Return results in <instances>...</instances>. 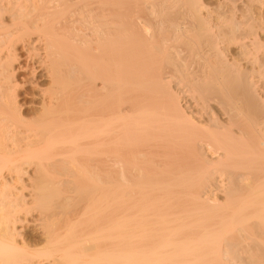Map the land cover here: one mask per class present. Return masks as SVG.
Returning <instances> with one entry per match:
<instances>
[{"label":"bare ground","instance_id":"bare-ground-1","mask_svg":"<svg viewBox=\"0 0 264 264\" xmlns=\"http://www.w3.org/2000/svg\"><path fill=\"white\" fill-rule=\"evenodd\" d=\"M249 2L0 0V181L21 184L3 179L0 264H264V0ZM18 47L30 84L50 83L35 124ZM64 164L94 179L62 180Z\"/></svg>","mask_w":264,"mask_h":264},{"label":"rangeland","instance_id":"rangeland-1","mask_svg":"<svg viewBox=\"0 0 264 264\" xmlns=\"http://www.w3.org/2000/svg\"><path fill=\"white\" fill-rule=\"evenodd\" d=\"M203 1V4H204V6H205V8H206V10L207 11H209V12H211L212 13V11H214V9L216 8V6H217V4H218V2L220 1V0H202ZM236 1V3H234L235 5H237L239 8L238 9H246V10H249L248 8H246L247 6L249 7V5H251V4H249L250 2V0H235ZM243 1V2H242ZM205 2V3H204ZM246 2H248V3H246ZM245 3V4H244ZM206 4V5H205ZM249 4V5H248ZM246 5V6H245ZM244 6V7H243ZM210 7V8H209ZM243 7V8H242ZM257 9V10H255V8ZM253 7V9H254V11H252L253 12V14H255V15H253V14H251L253 17H255V18H263L264 17V8H258V7H256V6H254ZM249 8H251V7H249ZM259 9H261V10H259ZM211 10V11H210ZM251 12V11H250ZM251 12V13H252ZM261 15V16H260ZM260 39H262V40H264V36H260ZM264 41H262V43H263ZM16 54H17V58H19V59H16V61L14 60L13 61V67L16 69V71L17 70H19V71H17V73H16V71L14 72V73H16V75H14L15 77H14V79H16V81H17V83L20 85L21 84V88L18 90V95H19V99H18V101H19V105L21 104V106L23 107L22 108V112L24 113V115L26 116V119L28 120V122H31V124H35V121H37L36 120V118H38L39 116H40V112H41V109L37 106L38 105V103H39V101L37 100V98L35 97V96H37L38 95V93L40 92V89H42L43 88V90L44 89H47V90H49L48 89V87H50V83L48 82V81H44V80H41L40 78H38V79H36V81H35V84L37 85H32V84H30V82H32L34 79H33V74L31 73L32 72V68L34 67V64L35 63H30V61L27 59V53H26V51L24 50V49H22V47H18V50H17V52H16ZM21 70V71H20ZM23 70V71H22ZM41 74V73H40ZM39 74V75H40ZM18 76V77H17ZM40 81V82H39ZM48 82V83H47ZM23 84V85H22ZM25 85H27V86H25ZM39 86V87H38ZM174 86H176L175 88H174ZM22 87H23V89H22ZM41 87V88H40ZM182 87V88H181ZM181 88V89H180ZM46 90V91H47ZM171 90H173V92L175 91V92H177V93H180V92H182L181 93V96H182V98H183V100H185V101H183V102H186V101H188V97H190V94L189 93H187L186 91H187V89L185 88V86H183V84H181V86H180V84H176L175 82H173L172 83V85H171ZM21 91V92H20ZM183 92H185V94L183 93ZM187 94H189L188 95V97H186L187 96ZM184 95V96H183ZM186 98V99H185ZM189 111V110H188ZM187 111V112H188ZM189 113V112H188ZM35 119V121H33ZM37 123V122H36ZM83 159V158H82ZM85 159V158H84ZM83 162H85L84 160H82ZM82 161H80V162H82ZM59 168L61 167V169H55V168H52V167H50V168H52V169H50L52 172L53 171H55L56 170V172L57 171H59V170H62V166L61 165H57ZM64 166L65 167H70L68 170H66L65 171V168L63 167V169L64 170H62V173H61V175H62V177H61V175H60V179H62V180H65V181H72V182H75V180H76V184H80V185H82L83 184V182H84V184L86 183V181L88 182L89 181V179L91 178H93L92 176H94V175H92V176H90L91 174H88V175H85L84 173H82V172H80L79 173V171L81 170V171H86V169L85 170H83L84 169V167H83V169H79V171L78 170H72L73 171V173H72V171H71V169L73 168V169H75V166L76 165H74L72 168H71V166L70 165H65L64 164ZM89 167L90 166H88V170H90L89 169ZM79 167H76V169H78ZM80 168H81V166H80ZM92 169V168H91ZM34 171V168H32L31 170H29V175L31 176V174H33V171ZM87 170V171H88ZM69 171V172H68ZM71 171V172H70ZM91 171V170H90ZM31 172V173H30ZM89 172V171H88ZM87 172V173H88ZM8 172H6L5 171V173L3 174V176H2V180L0 181L1 183H0V190H1V192H0V196H1V193L3 192L4 193V188L2 187V185L3 184H5V182H4V178H5V181H7V182H11V184H9V188L7 189V190H9V192H11V194L12 195H14V194H18L19 193V191H20V188H21V184H19L18 183V180L16 179V177H14L13 179H12V177L9 175V174H7ZM84 174V175H83ZM5 175V176H4ZM73 176L75 177L74 179H73ZM86 177V178H83V177ZM7 177V178H6ZM10 177V178H9ZM86 179V180H85ZM94 179V178H93ZM92 179V180H93ZM16 180V181H15ZM25 180V182H27L28 180L27 179H24ZM84 180V181H83ZM96 180V179H95ZM82 181V182H81ZM13 183V184H12ZM18 183V184H17ZM19 186V187H18ZM68 186H69V188H70V185L69 184H65V187H67V188H65L64 187V190H63V192H64V194L65 193H69V194H65V196H67L66 198H69L71 195H72V197H73V194L76 196V191H72V189H71V191H68V190H70L69 188H68ZM2 187V188H1ZM16 188V189H15ZM66 189H67V191H66ZM18 191V192H17ZM6 192V191H5ZM8 192V191H7ZM8 192V193H9ZM73 192H75V193H73ZM2 193V194H3ZM79 193H80V191H79ZM5 195H7V193L5 194ZM74 196V197H75ZM2 197V196H1ZM218 197H220V196H218ZM82 201V200H81ZM29 203L31 202V201H28ZM84 203H82L81 204V206H83V208H80V214H82L83 213V210H84V212H85V204L83 205ZM34 217H36L37 215H36V213L33 215ZM23 226V229H24V232H23V235H22V238H24L25 240H27V241H29V242H27V243H29L28 245H29V247H31V249H36V246L37 245H39V246H37L38 248L41 246V244L43 243V239H42V232H41V229L39 228H37V227H35V225H22ZM21 226V227H22ZM39 230V231H38ZM42 240V241H41ZM35 244V245H34ZM33 246V247H32ZM37 248V249H38ZM36 249V250H37Z\"/></svg>","mask_w":264,"mask_h":264}]
</instances>
